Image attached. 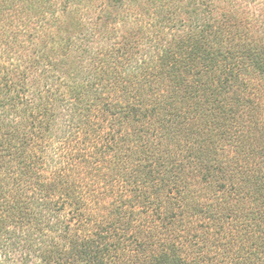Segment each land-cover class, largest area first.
Here are the masks:
<instances>
[{
    "label": "trees",
    "instance_id": "16d2710c",
    "mask_svg": "<svg viewBox=\"0 0 264 264\" xmlns=\"http://www.w3.org/2000/svg\"><path fill=\"white\" fill-rule=\"evenodd\" d=\"M63 1L0 0V264H264V0Z\"/></svg>",
    "mask_w": 264,
    "mask_h": 264
},
{
    "label": "rangeland",
    "instance_id": "374dc122",
    "mask_svg": "<svg viewBox=\"0 0 264 264\" xmlns=\"http://www.w3.org/2000/svg\"><path fill=\"white\" fill-rule=\"evenodd\" d=\"M121 0H67L63 1V5H66L67 11L59 16L57 22L53 24V27H47V32L56 37L58 30H72L77 31L80 29L81 20L88 16V13H92V16L98 17L100 13H103L106 9V13H104L103 18L105 16L108 17V21L112 22L114 18L118 17V4ZM131 1L136 2L140 5L146 6V0H125L124 8H126V4H131ZM136 6V4L134 5ZM102 10V11H101ZM113 24L109 25V30H111ZM50 28V29H49ZM53 33V34H52ZM53 37V36H52Z\"/></svg>",
    "mask_w": 264,
    "mask_h": 264
}]
</instances>
